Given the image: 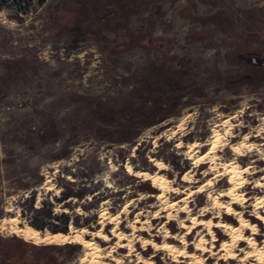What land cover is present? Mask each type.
<instances>
[{
	"label": "rangeland",
	"instance_id": "1",
	"mask_svg": "<svg viewBox=\"0 0 264 264\" xmlns=\"http://www.w3.org/2000/svg\"><path fill=\"white\" fill-rule=\"evenodd\" d=\"M147 103L153 106L144 110ZM153 116L165 118L155 123ZM224 118L227 123L221 124ZM263 118L264 0H0V264H88L81 261L86 249L77 242L22 246L14 237L32 242L11 233L7 223L1 227L2 218L50 231L84 227L86 237L97 242L93 234L100 228L109 238L100 242L106 254L118 240L110 231L115 222L99 217L102 207L129 232L125 225L137 210H148L144 214L151 217L155 208L149 205L159 203V189L127 173L126 161L153 171V157L164 162L169 179L179 181L188 171L202 182L209 164L190 172L189 145L207 143L218 125L223 135L218 153L229 159L236 155L231 146L259 129ZM42 122L52 128L43 138L33 129ZM232 133L238 134L233 141ZM263 151L248 152L240 165ZM256 166L259 173L247 185L249 202L264 193L252 191L264 174V160ZM214 173L208 175L212 182L222 178L214 190H224L228 176ZM187 199L196 211L211 204L206 190ZM247 208L251 212V205ZM185 216L152 219L154 241L164 239L157 231L163 223L174 235L167 240L182 246ZM212 231L217 251L227 235L221 228ZM257 231L261 242L263 222ZM195 240L192 229L184 236L186 251H195ZM239 246L245 248L246 241ZM135 248L151 256L152 264L199 262L183 255L173 260L151 244L142 249L139 241ZM6 251L25 255V261L10 262L2 255ZM126 252L122 247L111 253L141 264ZM218 255L199 257L204 264H254L251 258L241 262L242 254Z\"/></svg>",
	"mask_w": 264,
	"mask_h": 264
},
{
	"label": "bare ground",
	"instance_id": "2",
	"mask_svg": "<svg viewBox=\"0 0 264 264\" xmlns=\"http://www.w3.org/2000/svg\"><path fill=\"white\" fill-rule=\"evenodd\" d=\"M227 120L228 118H224L221 124L227 123ZM217 126L213 128L210 140L207 143L197 144L193 142L186 150L187 158L191 159L193 166V169H189L190 172L204 163L209 164V170L203 174L205 181L201 182L200 179L197 178L192 179V174L188 171L182 174L179 181L178 179L171 180L162 172V169L165 168L164 162L153 157H149V161L157 167V169L153 171L134 169L130 162L126 161L124 163L127 173L142 177V179H149L152 186L159 189L156 195L159 203L158 205H149L155 208L151 217L144 214V212H148V210H137L134 214V219L128 225H125V227L130 228L129 232L124 231V226H122L120 220H118L115 215L109 216L106 207H102L99 210V217L102 220H107V222H115L110 231L118 240L116 248H110L106 254L102 255L100 242L106 241L109 238L100 228L93 234V236L99 237V242H97L93 237H86L88 233L87 229L84 227H70L67 231L58 230L53 232L44 228H36L28 222L21 223L17 217L2 218L1 227H5L7 223L11 233L21 236L23 239L35 244L62 245L68 242H77L86 249L84 255L81 257V261L88 264H109L108 261L102 259L103 257H109L115 260V264H128V262L125 263L122 259L114 257L111 253L122 247L127 248L125 255H136V262H141V264H152L151 256L143 257L141 255L142 252H139L135 248L138 241L141 243L142 249H146V245L151 244L155 249L166 251L173 260L178 255H183L189 257L190 261L197 260L199 261L198 264H204L199 257L201 254L210 255L212 253H218L217 259L235 258L242 254L240 255L241 257L238 258L241 262L242 259L247 261L251 258L254 260V264H264V236L261 242L257 240L259 235L257 226L260 221L264 223V215L262 214L264 213V193L256 194L252 202H249L251 198L248 196L247 190L250 178L259 173L256 164L264 160V151L262 157L252 158L246 165H240L242 159L248 152L252 150L261 152L262 149L264 150V134H262L264 133V122L259 129L245 133L237 143L231 146L236 155L229 159H226V156H221L218 153V151H220L218 146L222 144L223 135ZM229 136L233 141L238 137V134L232 133ZM260 137L263 138L262 141L258 143L253 142V140H257ZM205 144H207L208 147L204 151H201V148ZM175 145L177 147L181 146L180 142ZM242 148H245L247 151L243 152ZM223 149L225 150L226 147L223 146ZM262 169L264 170V167ZM213 171H215V173L212 177L218 175L228 176L227 181L229 185H227L224 190H214L215 186L221 183L222 178H217L215 182H212V179L208 175ZM66 178L72 180L69 175H67ZM46 180L48 182V179ZM195 183H197L196 187L192 188ZM106 185H109V183L106 182ZM49 186L50 185H48V187ZM205 190L208 191V198L211 199V204L196 211L194 207L190 206V199L187 198L194 193ZM263 190L264 174H260L255 180L252 191L263 192ZM184 193H186V195H184ZM174 194L177 195L174 196ZM249 205H251V212L248 213L247 207ZM123 208H130V202H126ZM61 210L65 211L66 209L62 208ZM182 213H186V216L183 217L180 224L181 227L186 229L184 234L180 235L183 245L178 246L167 240L169 237H174V235H169L167 233L163 223L158 226L159 229H157V231L163 232L164 239L161 242H155L152 237L156 236V234L150 231L153 228L151 225L152 219H160V217L165 216V222H170L175 219V216ZM142 215L145 216L144 219L141 218ZM233 218L237 220V223L231 224L224 221V219L233 220ZM213 227L217 229L221 228L223 234L227 235V238L222 239L219 246L216 247L217 251L214 250L215 235L212 231ZM192 229H196V240L194 242L195 251H186L184 236L188 235ZM246 230H249V234H246ZM146 233L149 236H146ZM206 235H209L210 239H208ZM243 240L247 243L245 248L239 246L240 242ZM198 250L200 253L196 252ZM213 264H218V260H215Z\"/></svg>",
	"mask_w": 264,
	"mask_h": 264
},
{
	"label": "trees",
	"instance_id": "3",
	"mask_svg": "<svg viewBox=\"0 0 264 264\" xmlns=\"http://www.w3.org/2000/svg\"><path fill=\"white\" fill-rule=\"evenodd\" d=\"M152 106H153V104L152 103H147V105L145 106V108H144V110H149V109H151L152 108ZM165 117H156V116H153V119L155 120L154 122L156 123V122H160V121H162L163 119H164ZM33 129L34 130H36L37 131V133H38V135L41 137V138H43V137H45L46 135H49L50 133H51V127H47V125H45V123H41V124H38V125H36L35 127H33ZM58 230H60V229H58ZM58 230H53V232H55V231H58ZM52 231V230H51ZM63 231V230H62ZM14 239L15 240H17L18 242H20V244L22 245V246H24V247H29V246H31L32 248H34V246H35V244H33V243H28V242H26V241H24V240H22V239H20V238H17V237H14ZM66 244H69V243H66ZM8 253H9V255H8ZM2 255H5L6 256V258H8V260L10 261V262H16V263H21V262H24L25 261V255H24V257H23V255H21V254H19V255H17V254H15V255H13L12 253H10V252H8V251H6V252H3L2 253ZM8 255V256H7ZM32 260H34V259H30V261H32ZM29 261V262H30Z\"/></svg>",
	"mask_w": 264,
	"mask_h": 264
}]
</instances>
